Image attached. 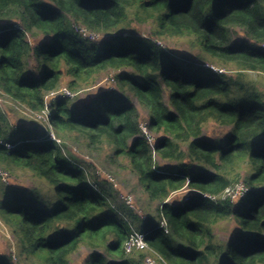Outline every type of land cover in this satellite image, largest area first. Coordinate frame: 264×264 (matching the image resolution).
Masks as SVG:
<instances>
[{
	"label": "trees",
	"instance_id": "1",
	"mask_svg": "<svg viewBox=\"0 0 264 264\" xmlns=\"http://www.w3.org/2000/svg\"><path fill=\"white\" fill-rule=\"evenodd\" d=\"M182 45L224 70L188 61ZM246 70L264 76V0H0V221L19 254L42 264H76L82 249L84 264H143L149 251L163 264H264V87ZM100 73L113 87L92 93ZM64 76L70 95L58 96ZM140 109L162 132L153 148ZM212 122L222 136L205 134ZM80 137L128 158L147 194L139 213L73 148ZM16 169L45 185H6L2 173ZM237 181L236 202L226 192ZM184 187V201L171 198ZM133 231L146 248L131 253ZM21 262L0 254V264Z\"/></svg>",
	"mask_w": 264,
	"mask_h": 264
},
{
	"label": "rangeland",
	"instance_id": "2",
	"mask_svg": "<svg viewBox=\"0 0 264 264\" xmlns=\"http://www.w3.org/2000/svg\"><path fill=\"white\" fill-rule=\"evenodd\" d=\"M160 44L169 46L170 48L174 49V51L178 50L176 48H173V42H170L168 39L159 41ZM182 54L189 59L188 61H195V62H203L205 66L211 69H220L224 70V67L217 65L215 62L206 61L201 58V52L198 47L192 48V47H186L182 45ZM187 63V62H185ZM246 76H250L251 78H254L257 81L262 82V85L264 87V76H261L260 73L246 70L245 71ZM70 80L69 76H64L61 84H60V90L58 91V96H62L64 94L69 95L65 93V91H68L67 85ZM112 82L110 80V75L106 73H100L96 79V83L94 86L90 87L89 90L93 91L92 93H96L99 91V89L103 88H112ZM70 93V92H69ZM3 101V97H0V102ZM15 105V104H14ZM17 107V106H15ZM20 113H27L26 110H24L22 107L17 108ZM141 113V121L147 123L151 117L147 113L145 109H140ZM9 115V113H8ZM25 115V114H24ZM37 118V115L34 117H30L32 119ZM18 117H12L9 115V119L12 123L17 121ZM37 120V119H34ZM47 125H45L46 127ZM147 135L151 137L152 143L154 142L162 135L161 131H150L149 128L146 126ZM48 137H53L52 131L48 133ZM205 134L208 137L215 138L220 137L223 134V130L221 131L218 126L214 124V122L210 123L206 129ZM147 138V137H146ZM148 140V139H147ZM88 140L84 137H80V141H72L73 148L77 150L81 156L85 157L87 160H90L94 163L96 166V169L98 173H100L102 176L108 178L111 182L115 183L116 187L120 191V199L124 200L127 204L134 207L135 210L138 211V213L143 209L145 205L146 200V193L144 191L140 190V188L137 187L136 184V178L135 175L132 172V168L130 165V162L127 157L120 155L115 156L113 155L112 148L109 145L106 144H96L91 147L87 146ZM153 159L155 165H166L168 162L161 161L156 154H153ZM2 181L6 185L10 186H19L21 188L27 187L29 185H33L37 187H43L45 185L44 181L36 180L34 181V178L31 177L30 173H27L25 171H20L16 169L13 175H7L6 173H2ZM91 181V180H90ZM245 192V188L243 183L241 181H237L230 189L227 190L226 195L231 194V197L234 199V201H239L241 197L243 196ZM189 193V188L184 187L182 190L172 194L171 198L174 200L181 198V201H184L185 197H187L186 194ZM148 207V209H150ZM113 209L116 211H122V206H113ZM153 209V207H152ZM227 226L225 228L224 224H218L214 227L215 235L219 238H224V236L227 233ZM140 250L139 248L129 245L128 252H137ZM144 250V249H141ZM11 254L14 261H19L21 259L22 264H42L40 261H36L32 258H26L25 255L19 254V251L17 250V244L14 241L13 236L10 234L7 226H5L0 221V254ZM88 250L82 249L79 253L73 256V262L76 264H84V261L86 259L85 255H87ZM150 256H146L143 260V264H163L162 259L158 257L153 251H149ZM133 257L138 258L137 253L133 254ZM161 259V260H160ZM160 260V261H159ZM165 264V263H164Z\"/></svg>",
	"mask_w": 264,
	"mask_h": 264
},
{
	"label": "built area",
	"instance_id": "3",
	"mask_svg": "<svg viewBox=\"0 0 264 264\" xmlns=\"http://www.w3.org/2000/svg\"><path fill=\"white\" fill-rule=\"evenodd\" d=\"M65 93L70 95L69 91H65ZM146 126H147V123H145V122H141L140 123V128H141L143 134L145 135V137H147L148 142L150 143L151 147L153 148L154 145L152 143L151 137H149L147 135ZM143 236H144V233L138 232V231H133L130 234L129 241L126 243V250H128L129 245H133V246L139 248L140 250L141 249H145L146 248V243L144 241Z\"/></svg>",
	"mask_w": 264,
	"mask_h": 264
}]
</instances>
